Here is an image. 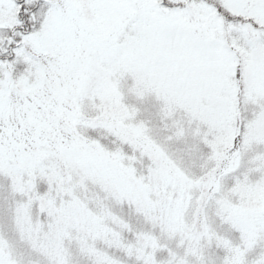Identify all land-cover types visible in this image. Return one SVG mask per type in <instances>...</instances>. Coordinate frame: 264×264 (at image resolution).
<instances>
[{
	"label": "snow or ice",
	"instance_id": "obj_1",
	"mask_svg": "<svg viewBox=\"0 0 264 264\" xmlns=\"http://www.w3.org/2000/svg\"><path fill=\"white\" fill-rule=\"evenodd\" d=\"M0 264H264V0H0Z\"/></svg>",
	"mask_w": 264,
	"mask_h": 264
}]
</instances>
